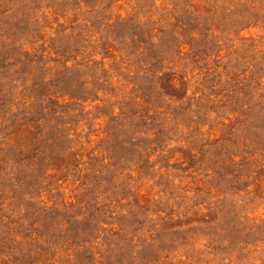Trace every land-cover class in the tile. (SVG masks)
I'll return each instance as SVG.
<instances>
[{
	"label": "rangeland",
	"instance_id": "rangeland-1",
	"mask_svg": "<svg viewBox=\"0 0 264 264\" xmlns=\"http://www.w3.org/2000/svg\"><path fill=\"white\" fill-rule=\"evenodd\" d=\"M0 264H264V0H0Z\"/></svg>",
	"mask_w": 264,
	"mask_h": 264
}]
</instances>
